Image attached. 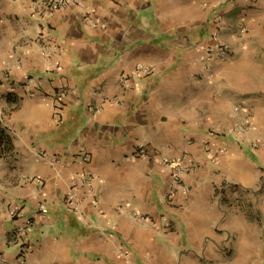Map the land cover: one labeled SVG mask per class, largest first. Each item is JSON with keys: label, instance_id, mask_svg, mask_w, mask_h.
I'll return each mask as SVG.
<instances>
[{"label": "crops", "instance_id": "obj_1", "mask_svg": "<svg viewBox=\"0 0 264 264\" xmlns=\"http://www.w3.org/2000/svg\"><path fill=\"white\" fill-rule=\"evenodd\" d=\"M48 5L0 0V264L20 228L28 264H264V0ZM224 42L233 55L206 68ZM239 102L255 130L212 136ZM141 145L154 157L133 158ZM184 154L188 191L169 198L159 159Z\"/></svg>", "mask_w": 264, "mask_h": 264}, {"label": "built area", "instance_id": "obj_2", "mask_svg": "<svg viewBox=\"0 0 264 264\" xmlns=\"http://www.w3.org/2000/svg\"><path fill=\"white\" fill-rule=\"evenodd\" d=\"M227 1V0H225ZM75 2V3H80V0H49V7L47 12V15H53L56 10L67 6L69 3ZM246 29L243 28L242 31H245ZM205 58H204V64L206 65V68H210L212 65L213 60H224L228 59L233 55V50L231 46L224 42V43H218L215 45L207 46L205 47ZM139 71L141 72H151L153 70L151 66H147L145 64H140L138 67ZM32 81L31 77L27 78L26 85L29 86ZM65 92H62L64 94ZM234 113L236 115V119L229 128L227 132L220 131V130H211L210 133L212 136H217L218 134H232L235 135L236 137H239L240 139L243 138L244 135L248 134V132H252L255 130V125L253 121V116L248 111V109L244 106L243 103L239 102L234 105ZM59 115L61 118H63L64 111L59 110ZM226 151L225 147H221L219 149V153L212 154L211 158L215 163L219 162L220 159V153H224ZM154 155L151 153L150 149L148 146L141 145L139 148L133 153V158H137L140 156H148V157H154ZM82 157L84 160H87L89 155L87 153H83ZM159 163L161 165V170L163 172H169L172 175L173 178V183L171 185V188L169 190L168 196L169 198L172 197L175 194V191L177 190L178 186H183L186 191H188V188L183 185V179L184 175L188 173L191 169H193V166L195 165V160L194 158L189 155V154H184L180 158L176 160H171L167 157H162L159 159ZM66 205L70 206L73 209H78V205L76 204V199L73 193H69L67 196V201ZM42 210L43 212L48 211V208L46 205H42ZM138 215L142 218L147 219L148 216H144L141 214H135ZM163 224L165 226H168L170 224V219L169 217L164 214L162 215ZM28 223L30 225H33L35 223V220H29ZM19 238H20V244H19V252H18V257H17V263L16 264H28V255L30 251L32 250V245L31 241L28 238L26 231L23 228H20L18 231ZM119 252L121 254H127L125 251V248L123 245L119 246Z\"/></svg>", "mask_w": 264, "mask_h": 264}, {"label": "trees", "instance_id": "obj_3", "mask_svg": "<svg viewBox=\"0 0 264 264\" xmlns=\"http://www.w3.org/2000/svg\"><path fill=\"white\" fill-rule=\"evenodd\" d=\"M10 149H12L11 138L0 126V157L4 156Z\"/></svg>", "mask_w": 264, "mask_h": 264}, {"label": "rangeland", "instance_id": "obj_4", "mask_svg": "<svg viewBox=\"0 0 264 264\" xmlns=\"http://www.w3.org/2000/svg\"><path fill=\"white\" fill-rule=\"evenodd\" d=\"M249 111V110H248ZM251 113V112H250ZM252 114V113H251Z\"/></svg>", "mask_w": 264, "mask_h": 264}]
</instances>
